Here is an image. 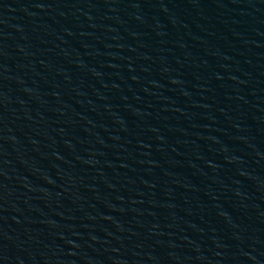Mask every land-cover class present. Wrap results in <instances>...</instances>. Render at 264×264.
<instances>
[{"label": "water", "instance_id": "water-1", "mask_svg": "<svg viewBox=\"0 0 264 264\" xmlns=\"http://www.w3.org/2000/svg\"><path fill=\"white\" fill-rule=\"evenodd\" d=\"M264 128V0H195Z\"/></svg>", "mask_w": 264, "mask_h": 264}]
</instances>
